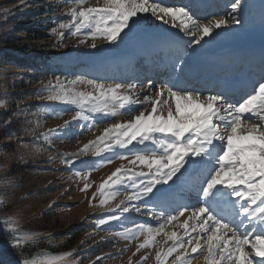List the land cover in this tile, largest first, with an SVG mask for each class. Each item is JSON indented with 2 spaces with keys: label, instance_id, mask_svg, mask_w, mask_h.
Here are the masks:
<instances>
[{
  "label": "rangeland",
  "instance_id": "374dc122",
  "mask_svg": "<svg viewBox=\"0 0 264 264\" xmlns=\"http://www.w3.org/2000/svg\"><path fill=\"white\" fill-rule=\"evenodd\" d=\"M171 1L175 4H170L169 0H156L162 6L188 9L195 6V0ZM103 2L104 0H0V114L5 118L0 123V264H23L24 260L39 262L43 258L64 253H71V256L59 264H129V258L131 264H141V258L145 256L147 259L142 264H157L155 251L166 250L172 244L164 233L176 231L183 237L184 228L180 225L187 219L192 208L198 206L196 178L191 186H175L178 190L177 197L170 202L162 204L142 197L140 202L132 201L129 204L127 213H121L116 205L128 193L135 191L129 183L126 185L127 191L121 187L119 194L101 206L100 201L107 198V191L105 195H101L98 190L100 183L121 165L125 171L143 170L147 173L146 167L139 164L133 166L128 161L134 158L136 152L156 146L150 141H146L144 145L133 141L127 148L117 147L113 152H101L99 156L96 155L94 145L86 153H82L80 149L89 141L102 136L104 129L112 124L124 123L141 111L150 110L151 105L144 101L146 94L155 98L156 92L161 88L173 86L185 89L184 73L189 62L213 52L219 41L224 40L223 36L216 30L212 37L205 38L199 45L186 46L182 48L183 51L174 53L172 43L168 45L164 38L170 35L173 36V41L180 40L185 45L189 38L177 28L152 16L151 12L141 14L133 30L113 44L108 45L97 37L94 41L97 45L95 48L91 47L93 40L89 29L76 32L74 26L60 28L61 24L76 23L69 14L70 8L81 3L85 8L99 7ZM231 3L232 0H215L212 6L216 8L210 10V14L195 16L202 22H206L205 16L228 18ZM241 4L239 18L242 23L234 25L229 20V25L223 28L228 37L242 35L264 18L261 11L264 0H241ZM245 9L248 11L243 15ZM60 32L64 33L62 38L58 35ZM151 35L156 40V52L152 61L162 71L153 85L146 75L145 78L134 75L137 72L135 65L123 64L117 59L123 51L131 50V44L137 38ZM82 40L85 42L81 43ZM207 43L213 49L203 48ZM178 57L183 61L179 65ZM112 58H116V62L108 64V60ZM174 65H177L175 69ZM234 73L235 76L241 74L242 67L239 70L237 68ZM137 79L141 81L134 83ZM78 80L84 83H72ZM88 80H95L106 88L118 83H134L137 85L136 93L142 95L136 101L131 115L124 109H118L123 114L115 117L107 111L88 112V120L77 119L64 131L45 138L42 134L63 126L65 121H72L79 110L76 105L47 100L46 97L53 94L49 89L55 88L59 81L70 91L91 92L94 96H99V91L86 83ZM241 88L240 92H244V86ZM250 89L252 87L249 92ZM219 92H222L221 85L216 84L212 90L202 94L206 96ZM117 94L133 97L127 88L120 89ZM108 96L110 94L105 99ZM114 103L117 102L108 100V107ZM99 106L105 107L102 101ZM53 111L61 114L59 118L52 114ZM156 151L159 153L161 150L156 148ZM121 155L128 159H120ZM108 157H113L111 163L105 162ZM85 176L87 180L83 178ZM85 183L90 187L82 191ZM184 199L189 212L166 225L163 232L156 236L157 243L154 247L137 252V246L144 236L127 239V230L138 229L140 225L157 227L164 223L167 211L168 214H176L185 205ZM135 206L140 207L139 212L135 211ZM112 214L120 218L109 220L108 217ZM101 219L106 223L100 224ZM8 221L13 223L9 224ZM193 222L189 221V225ZM15 227L21 231H14ZM25 234L32 237L26 242V246H14V237ZM191 235L195 236L197 233L193 232ZM38 241H44L45 248L51 251L40 249L34 254L28 253L31 244ZM193 255L196 258L191 264H205L203 253ZM97 257L100 259L97 260ZM174 260L175 253L166 259L165 264H173Z\"/></svg>",
  "mask_w": 264,
  "mask_h": 264
},
{
  "label": "snow or ice",
  "instance_id": "6c2138e0",
  "mask_svg": "<svg viewBox=\"0 0 264 264\" xmlns=\"http://www.w3.org/2000/svg\"><path fill=\"white\" fill-rule=\"evenodd\" d=\"M230 8L228 18L212 17L202 22L186 7L162 6L156 0H104L99 7L85 8L81 3L70 8L69 14L76 23L61 24L60 28L74 26L76 32L89 29L93 40L91 47L95 48L97 45L94 41L97 37L115 43L123 34L133 30L141 14L151 12L152 16L177 28L188 37L187 46L190 47L212 37L216 30L227 27L229 20L234 25H240L241 0H232ZM58 35L62 38L64 33L60 32ZM182 62L178 57L177 65ZM177 65H174V69ZM77 82L84 83L82 80L72 83ZM86 83L97 89L100 95L70 91L59 81L55 88L49 89L53 94L46 97L47 100L76 105L79 110L72 121H65L63 126L42 134L45 138L64 131L77 119L88 120V112L107 111L115 117L123 114L118 109H124L131 115L136 100L131 95L117 93L122 88L132 92L136 89V84L118 83L106 88L95 80H88ZM108 94L110 96L105 99ZM108 100L117 103L109 108ZM101 101L105 105L103 108L99 106ZM144 101L151 105L150 110L141 111L124 123L112 124L104 129L102 136L89 141L80 149L82 153H86L94 145L96 155L99 156L101 152H113L117 147L127 148L133 141L141 145L150 141L161 150L157 153L156 148L146 147L144 151L136 152L134 158L128 161L130 165L146 167L147 173L143 170L125 171L123 165L116 168L99 185L98 190L102 196L107 191V198L102 199L100 205L104 206L109 199L119 194L121 187L127 191L126 185L129 183L135 191L128 193L116 205L121 213H127L129 204L140 201L142 197L163 203L175 186L195 177L198 183V206L192 208L187 219L180 225L184 228L183 237L176 231L164 233L172 244L166 250L155 251L157 264H165L173 253V264H191L196 258L193 254L201 253L204 254L205 264H264V73L253 83L252 91L235 103L222 92L205 96L197 90L173 86L161 88L156 92L155 98L146 94ZM52 114L57 118L61 115L55 111ZM119 158L128 159L125 155ZM112 159L113 157H108L105 162L111 163ZM83 178L87 180V176ZM89 187L85 183L82 191ZM135 211L139 212L140 207L135 206ZM186 212H189L187 205L177 210L176 214L166 215L164 223L155 228L140 225L138 229H128L126 238L144 236L137 246V252L152 248L157 243L156 236L163 232L165 226L172 224ZM119 218L115 214L108 217L109 220ZM189 221H194L191 226ZM99 223L104 224L106 221L101 219ZM241 228L244 230L241 231ZM14 231L20 232L21 229L15 227ZM193 232L197 235H191ZM14 239V246L25 247L32 237L25 234ZM69 256L71 253H64L43 258L39 262L24 260L23 264H59ZM146 259V256L142 257L141 264Z\"/></svg>",
  "mask_w": 264,
  "mask_h": 264
},
{
  "label": "bare ground",
  "instance_id": "6f19581e",
  "mask_svg": "<svg viewBox=\"0 0 264 264\" xmlns=\"http://www.w3.org/2000/svg\"><path fill=\"white\" fill-rule=\"evenodd\" d=\"M209 7L211 8V4H210ZM215 8L216 7H214L213 10ZM247 11L248 10L245 9L243 15H246ZM261 11H262V13H264V7L262 8ZM192 13L194 15H197V12H195V11L192 12ZM205 13L206 14H210L211 12L210 11L209 12L207 11ZM207 18H208V16H207ZM253 19H255V18H253ZM258 23H259V21H258ZM219 32H220L219 34L221 35V37L223 36V39L224 40L223 41H219L218 45L216 46L217 48H215V50L213 52L208 53V57L206 59H201L199 57L193 58L189 62L188 66L185 69L184 77H186V75L188 73L191 74V69L194 66H196V64L199 63V62L200 63H202V62L208 63L210 61H213V64L211 66L212 68H216V66H218L219 63L221 62L222 67H224V68L222 69L223 71L220 68L219 69L220 70V73H216L218 75L217 76V79L220 82L221 91L223 89L227 88V87L228 88L230 87V89L231 88L234 89L232 91L233 94L232 95H228L229 96V99H232L234 101L236 99H241L242 96H245L246 93H247V92H245V90L246 89L249 90V88L252 87V85H253L254 82H253V80L251 81L250 79H247L246 78V75L241 76L242 73L239 74L236 77L235 80H238L237 83H236V81L235 82H232L231 80H228L227 77H224L223 79H221L220 78L221 77V73L222 72H225L227 74L228 73H231V70L233 68H236V69L238 68V70H239L241 68V65H240L241 63L242 64H245V65H247V64H251V65H256V64L261 65V64H264V50L261 49V46L264 45V18L262 19V21H260L259 24L253 25V26L249 27L240 36L228 37V33L224 29L223 30H219ZM127 33L128 32H126V35H127ZM124 35L125 34H123L122 37ZM144 37H146V38H137L131 44L133 47L130 48L131 50H129V52L128 51H123L117 57V59L121 60L123 64L126 61H129V62L132 61V64L133 65H136L135 66V69L137 68V70H138V73H137L138 76H140L141 78H145L144 76H145V74H147V72L145 71V68H143V65H140L141 66V68H140L139 64H135L136 63L135 62L136 61L135 59L137 57H143V55H144L146 57V59L149 60V57L152 56V54H154L156 52V44L154 43L156 41L155 38H153L152 35H151V37L150 36H144ZM172 37L173 36L170 37V35H167L164 38V41L167 42L168 45L171 44V43L172 44H175L172 47V51L174 53H176L177 51L178 52H181L182 48H185L187 46V44L185 45L184 42H182L180 40L175 41V43H174ZM98 39L100 41H104L108 45L113 44V43L107 42L106 40H104L102 38H99L98 37ZM147 39L152 40V41L150 42ZM205 47L207 49H213L210 43H207L206 46H204L203 48H205ZM203 48H202V50H203ZM102 50L103 51H106V49H102ZM226 50H227V53L223 54V52L226 51ZM130 51H132V52H130ZM238 57H240V58L242 57V60L238 61L239 60ZM117 59L116 58L109 59L107 63L110 64L112 62L114 64V62H116ZM220 59H222V60H220ZM237 64H239L240 66L239 65L237 66ZM261 69L263 71L264 70V66H263V68L261 67ZM111 70H112V68H111ZM247 70L248 69L246 68V66L242 68V72L244 74L247 72ZM141 71H144V73L141 72ZM258 73H259V71H258ZM233 75H235V74H233ZM150 76H152V80L154 81L152 83V85H153L154 83H156L158 81V76H157V74H155L154 76L152 74H150ZM258 78L260 79V76H258ZM139 81H141V79L135 80L134 83H138ZM240 86H242V87L244 86V92L242 91V93H240L239 95H237V94L235 95V93L239 90L237 87H240ZM183 88L189 90V88H192V87H187V88L186 87H183ZM137 91L138 90L135 89L134 91L130 92V93L133 94V98H137V99H135L136 101H138V99L141 98L140 95H142V94L136 93ZM251 91H252V89H250V92ZM202 93H207V91H204ZM132 107H134V106H132ZM134 109H135V107H134ZM194 179H195V177H192L190 179H187V181L185 183L180 184V185H182L183 188H184V186L185 187H188L189 184L194 181ZM177 191L178 190L175 188L174 191L168 197V199H167L166 202H168V201L170 202L175 197H177ZM141 199H143V198H141ZM151 200H154V199H151ZM182 201H183V199H182ZM184 201H186V200L184 199ZM138 202H140V201H138ZM163 203H165V202H163ZM183 203H185V205H186L187 201L186 202H183ZM238 203L239 202H237V204ZM167 205H168V203H167ZM185 205H183V206H185ZM165 214L168 215V211Z\"/></svg>",
  "mask_w": 264,
  "mask_h": 264
},
{
  "label": "trees",
  "instance_id": "16d2710c",
  "mask_svg": "<svg viewBox=\"0 0 264 264\" xmlns=\"http://www.w3.org/2000/svg\"><path fill=\"white\" fill-rule=\"evenodd\" d=\"M46 108H48V107H46ZM2 117V118H1ZM4 119L5 118H3V115L2 114H0V123H3L4 122ZM44 241H38V242H34V243H32L31 244V248L28 250L29 252L28 253H32V254H34V253H36L37 251H39L40 249H42V250H47V251H51V249H48V248H45L46 246H44ZM44 246V247H43ZM53 251V250H52Z\"/></svg>",
  "mask_w": 264,
  "mask_h": 264
}]
</instances>
